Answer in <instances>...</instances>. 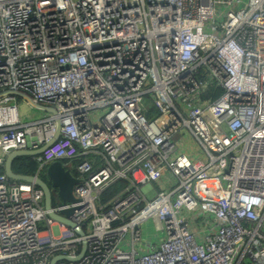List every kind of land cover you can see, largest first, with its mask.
Masks as SVG:
<instances>
[{"label":"built area","instance_id":"obj_1","mask_svg":"<svg viewBox=\"0 0 264 264\" xmlns=\"http://www.w3.org/2000/svg\"><path fill=\"white\" fill-rule=\"evenodd\" d=\"M46 145L77 202L7 175ZM56 257L264 264V0H0V264Z\"/></svg>","mask_w":264,"mask_h":264},{"label":"water","instance_id":"obj_2","mask_svg":"<svg viewBox=\"0 0 264 264\" xmlns=\"http://www.w3.org/2000/svg\"><path fill=\"white\" fill-rule=\"evenodd\" d=\"M8 95H16L21 98H24L27 100L34 108L41 110L43 112H51L52 109H49L47 107L41 106L39 104H36L32 101L30 97L27 95H23L20 93H7ZM60 125L57 128V134L56 138L59 135ZM48 145L41 147L38 150H20L12 153L6 160L5 163V171L7 175L15 181L24 182L28 184H35L38 187H40L44 193H45V205L47 209H51L53 204V196L52 191L53 189H57L58 191V197L62 201V204H65L67 202H77V199L74 197V187L79 182V179H77L70 169L66 166L65 162L63 161H56L49 165V167L46 170V176L50 183H47L43 178L37 175H22V174H16L12 169V164L14 160L17 157L21 156H28V157H35L37 155H40L43 153V151L47 148ZM75 209H68L61 212V214L64 216L51 214V216L61 222L66 223L75 233L79 235H84L83 227L77 225L73 221L69 219V217L72 216ZM68 259L66 257H56L53 259L52 264H55V262L59 259Z\"/></svg>","mask_w":264,"mask_h":264},{"label":"trees","instance_id":"obj_3","mask_svg":"<svg viewBox=\"0 0 264 264\" xmlns=\"http://www.w3.org/2000/svg\"><path fill=\"white\" fill-rule=\"evenodd\" d=\"M221 93V91L218 90L217 95ZM79 163H81V160L74 161L71 165L76 166ZM66 166L69 168L70 165L67 161H65ZM12 169L16 174H22V175H36L38 171V164L36 160L33 157L28 156H21L17 157L13 164ZM40 177L43 178L47 183H50L46 176V172L43 171L40 173ZM126 183L125 182H119L112 186L106 193L103 195V200L107 201L116 194H118L124 187Z\"/></svg>","mask_w":264,"mask_h":264},{"label":"rangeland","instance_id":"obj_4","mask_svg":"<svg viewBox=\"0 0 264 264\" xmlns=\"http://www.w3.org/2000/svg\"><path fill=\"white\" fill-rule=\"evenodd\" d=\"M21 107H20V112L23 116H27L26 120H35L38 119L42 116H44V112L41 110H38L36 108H32L30 106H28L26 104L25 101H21ZM54 202L56 203V200L54 199ZM148 231H150V236L152 237V235L155 233V229H153L152 227H148ZM150 237V238H151ZM146 240V239H145Z\"/></svg>","mask_w":264,"mask_h":264}]
</instances>
